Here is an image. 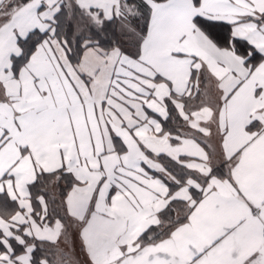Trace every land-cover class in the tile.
Returning a JSON list of instances; mask_svg holds the SVG:
<instances>
[{"label":"snow or ice","instance_id":"obj_1","mask_svg":"<svg viewBox=\"0 0 264 264\" xmlns=\"http://www.w3.org/2000/svg\"><path fill=\"white\" fill-rule=\"evenodd\" d=\"M0 264H264V0H0Z\"/></svg>","mask_w":264,"mask_h":264}]
</instances>
